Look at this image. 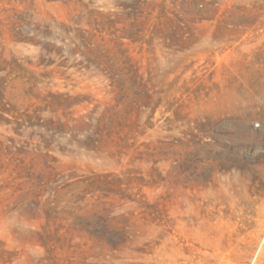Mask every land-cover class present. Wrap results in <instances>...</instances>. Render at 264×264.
Segmentation results:
<instances>
[{"label": "rangeland", "instance_id": "374dc122", "mask_svg": "<svg viewBox=\"0 0 264 264\" xmlns=\"http://www.w3.org/2000/svg\"><path fill=\"white\" fill-rule=\"evenodd\" d=\"M0 264H264V0H0Z\"/></svg>", "mask_w": 264, "mask_h": 264}]
</instances>
